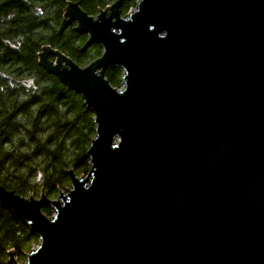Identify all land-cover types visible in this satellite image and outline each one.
<instances>
[{
  "label": "water",
  "instance_id": "1",
  "mask_svg": "<svg viewBox=\"0 0 264 264\" xmlns=\"http://www.w3.org/2000/svg\"><path fill=\"white\" fill-rule=\"evenodd\" d=\"M124 1L95 16L67 2L58 32L101 48L87 65L38 55L95 135L54 199L0 184L38 237L26 264H264V0H136L128 16Z\"/></svg>",
  "mask_w": 264,
  "mask_h": 264
},
{
  "label": "trees",
  "instance_id": "2",
  "mask_svg": "<svg viewBox=\"0 0 264 264\" xmlns=\"http://www.w3.org/2000/svg\"><path fill=\"white\" fill-rule=\"evenodd\" d=\"M69 1L95 16L115 0H0V184L22 196L54 198L69 184L67 170L81 175L88 168L93 114L38 57L49 46L84 66L101 54L97 44L82 51L87 35L75 23L58 32ZM135 6L136 0H125L121 14ZM122 75L119 67L105 72L114 87ZM43 211L53 213L46 205ZM36 243L26 223L0 205V264L10 249L23 260Z\"/></svg>",
  "mask_w": 264,
  "mask_h": 264
},
{
  "label": "rangeland",
  "instance_id": "3",
  "mask_svg": "<svg viewBox=\"0 0 264 264\" xmlns=\"http://www.w3.org/2000/svg\"><path fill=\"white\" fill-rule=\"evenodd\" d=\"M122 84H123V83H122ZM122 84H121L118 88H120V87L122 86ZM68 187H69V184L66 186V188H62L61 190L65 191ZM56 196H57V195H56ZM54 198H55V197H54ZM54 198H52V199H54ZM48 207H49V206H48ZM49 208L52 210V207H49ZM52 212H53V211H52ZM37 245H38V243H36L32 249L36 248ZM7 260H8V259H7ZM15 261H16V264H26V256H24L23 260H22V259H17V257H15Z\"/></svg>",
  "mask_w": 264,
  "mask_h": 264
},
{
  "label": "built area",
  "instance_id": "4",
  "mask_svg": "<svg viewBox=\"0 0 264 264\" xmlns=\"http://www.w3.org/2000/svg\"><path fill=\"white\" fill-rule=\"evenodd\" d=\"M135 8H133V9H130V10H128L126 13H125V16H128V14L131 12V11H133ZM119 90H122L123 89V84H122V86L120 87V88H118Z\"/></svg>",
  "mask_w": 264,
  "mask_h": 264
},
{
  "label": "bare ground",
  "instance_id": "5",
  "mask_svg": "<svg viewBox=\"0 0 264 264\" xmlns=\"http://www.w3.org/2000/svg\"><path fill=\"white\" fill-rule=\"evenodd\" d=\"M123 88H124V84H123Z\"/></svg>",
  "mask_w": 264,
  "mask_h": 264
},
{
  "label": "clouds",
  "instance_id": "6",
  "mask_svg": "<svg viewBox=\"0 0 264 264\" xmlns=\"http://www.w3.org/2000/svg\"><path fill=\"white\" fill-rule=\"evenodd\" d=\"M136 2H137V1H136ZM135 7H136V6H135ZM135 7H134V8H135ZM117 88H118V87H117Z\"/></svg>",
  "mask_w": 264,
  "mask_h": 264
}]
</instances>
